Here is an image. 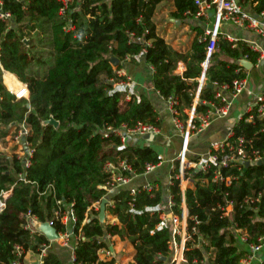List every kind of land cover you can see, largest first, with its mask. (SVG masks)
I'll return each mask as SVG.
<instances>
[{"label":"trees","instance_id":"16d2710c","mask_svg":"<svg viewBox=\"0 0 264 264\" xmlns=\"http://www.w3.org/2000/svg\"><path fill=\"white\" fill-rule=\"evenodd\" d=\"M0 1L2 11L11 16L6 22L0 20V138L24 124L29 130L27 142L33 149L26 169L16 155L0 153V191L10 190L0 214V264L16 259L15 246L22 248L23 258L28 252L38 254L42 245H48L43 235L23 228L25 215L29 212L37 221L49 222L56 200L72 205L74 264H95L97 251L107 248L106 237L112 236L132 245L134 264L169 262L172 226L157 229L161 213L147 211L162 201L156 184L150 192L137 188L133 197L127 187L107 196L104 189L110 188L105 163L125 161L139 176L145 164L161 162L158 154L150 147L122 148L119 137H103L101 132L123 125L133 128L138 123L160 129L159 116L149 99L133 95L126 101L125 93L113 91V85L124 80L117 75L123 63L140 54L153 69L150 83L154 90L164 100L172 98L179 117L187 120L186 111L193 108L209 42L204 31L195 27L188 51L174 50L156 34L153 22L156 7L164 0H72L64 16L59 13V0ZM194 1L173 0L172 17L182 21L184 13L193 15L197 10ZM239 1L255 13L264 7V0ZM67 23L72 30H65ZM138 38L142 43L137 42ZM220 55L231 62L221 60ZM244 57L253 66L259 60V54L242 41L232 44L218 37L216 54L206 70L207 84L231 85L236 79H246V71L237 63ZM112 58L118 61L116 66ZM179 63L185 68L182 75L176 74ZM1 68L11 73H6L3 80ZM9 76L26 85L28 100H16L6 90L4 85L14 89ZM206 85L194 106L196 114L206 113L210 104L221 105L215 89ZM251 115L250 122L246 121L249 115H245L232 125L230 140L242 137L262 153L264 131L255 113ZM50 117L58 122L57 129L43 126ZM214 170L195 173L193 187L185 191L184 264H239L247 251L239 249L236 230L247 236L249 244L264 237V201L253 209L243 204L246 197L264 190V163L217 170L221 177L232 178L229 185L212 181ZM22 173L26 182L19 180ZM169 189L175 204L172 212L181 221L178 181L173 180ZM104 197L112 203L106 208L107 214L118 224L102 228L97 219L99 210L93 206L98 207ZM230 202L232 212L224 217L221 208ZM53 227L57 232L67 231L57 221ZM174 238L179 243V236ZM41 264L63 263L47 250Z\"/></svg>","mask_w":264,"mask_h":264},{"label":"built area","instance_id":"2783aa9c","mask_svg":"<svg viewBox=\"0 0 264 264\" xmlns=\"http://www.w3.org/2000/svg\"><path fill=\"white\" fill-rule=\"evenodd\" d=\"M17 2H23V0H16ZM61 4L60 15L64 16L67 12H69L70 4L72 0H59ZM194 4L196 6V12L191 15L190 12L184 13V17L186 18H194L200 21H206L210 17L212 20L210 28L204 30V35L208 38V46L206 47V55L205 60L201 65V75L197 79V88L195 91V99L193 103V108L190 109L189 112L186 111L187 120L183 121L174 106L176 102L172 98H168L166 101L168 105V111L171 115L172 125L176 134L180 138V147L176 157L171 162V169L174 171V175L169 177V185H173V180L178 181L180 195H181V221L177 216H175L172 212V208L175 204L172 201V197L170 196L169 201L167 203L168 206V214H164L160 209L159 205L154 208H149L147 211L149 212H160V222L157 225V229H162L172 226V235L173 238L171 240L172 256L171 260L167 264H184L183 258V250H184V242L186 241L185 235V191L187 189V185L189 183H193V175L195 173H206L210 168H214V177L212 181H220L224 182L226 185H229L232 178H223L219 175L217 170L222 168H232V167H242L245 164L250 166L257 165L258 163H264V152H259L254 150L251 142L246 141L242 137L236 138L234 141L230 140L232 137L231 130L227 133L225 140L211 144L206 154L200 156L197 161H190L187 159L188 153V145L189 141L193 136H196L202 133L211 122L216 119H223L229 116L230 107L232 101L237 98L247 87L246 79H236L232 82L231 85H213V89H215V98L218 99L221 105H213L210 104V109L203 114H196L194 111V106L198 103V95L201 89L207 84L206 78V70L209 67L211 62L212 55L216 54V41L218 37H221L223 40H226L232 44L236 43L237 40L228 33L225 29L227 27L235 28L240 31H249L253 35H255L258 39L264 42V7L258 11L257 13L251 14L246 11L244 6L240 3L239 0H195ZM2 2L0 1V20L8 21L11 19V16L7 12H3L1 9ZM65 30H72L70 23H67ZM201 39V38H199ZM138 43H142L141 39H137ZM250 50L259 54V59L264 58V50H261L256 44L245 43ZM146 45H149V42H146ZM234 47V45H233ZM144 53V51L142 52ZM129 59H126L128 61ZM239 61H247L245 57L240 59ZM237 61V63L239 62ZM239 64V63H238ZM240 65V64H239ZM241 66V65H240ZM242 67V66H241ZM243 68V67H242ZM2 69V68H1ZM152 69V68H151ZM244 69V68H243ZM3 70V69H2ZM153 72V69H152ZM119 77L123 78L121 70L117 72ZM19 85L25 90L21 91V89L16 92L14 89L6 90L16 99L28 100L29 92L22 82L19 81ZM113 91L125 93V100H130L132 94V85L129 81L124 78L120 82L113 85ZM251 113H255L257 118L261 123V130L264 131V86L262 87L261 92L258 94L256 99H254L252 104H249L245 107L244 113L239 117L238 120L242 119L245 115H249L246 121L250 122L252 120ZM29 134L28 127L24 124H19L17 128H14L13 132L10 134L9 139L16 143L19 147V152L14 153L12 155H16L18 159L22 161V166L24 169L30 166V159L33 154V149L29 142H27V136ZM103 137H107L108 134H113L120 138L121 147L126 146V139L129 137H152L160 134V129L154 127L152 125L138 123L133 128H128L123 125L119 129L106 128L101 132ZM1 151V150H0ZM11 155V156H12ZM161 163V162H160ZM159 163V164H160ZM153 165L151 163H147L144 166L143 174L148 175L154 171V169L159 165ZM104 170L110 174V188L104 187L107 194H110L114 189L122 188L127 186L130 182L131 177L137 176L131 166L127 164L125 161L119 162L117 165L112 163H105ZM19 180L25 181V173L19 174ZM206 181H202L205 183ZM155 186V185H154ZM152 185H146L141 187L143 190L150 192L152 190ZM157 188V186H155ZM138 192L137 189H130V195L133 197ZM10 194V190L8 191H0V214L5 209V202ZM103 199H107L104 197ZM262 201H264V190L260 191L254 196L246 197L243 201L244 206H248L249 209L257 208V205ZM56 209L53 211L52 220L48 223L53 226V222H60L67 231L65 232H57L58 239L55 242H59L62 245H67L68 239L73 236L72 229L75 224V216L72 210V205H63L62 201H55ZM112 203L107 199V207H111ZM95 210H98L99 206H93ZM220 208V207H218ZM223 211L222 215L224 217L229 216L232 212V203H228L225 208H221ZM131 213H136L134 210L130 211ZM195 220V219H194ZM34 222H38L35 217H33L29 212L25 215V223L24 229L29 230L32 233H38L33 229ZM197 224V222H196ZM180 226V228H179ZM182 226V228H181ZM195 232L194 229H192ZM236 233L239 235V241L242 244L247 246V253L245 257L240 260L239 264H251L256 260V256L258 253L262 251L264 248V237H260L257 239L256 244H249L247 241V236L242 233L241 230H236ZM182 241L177 243L175 241L174 236L181 237ZM75 238V237H74ZM108 237H106L107 240ZM184 238V239H183ZM84 238H82L83 240ZM180 239V238H179ZM54 241H48V245H42L39 253L37 254L39 258V263L41 264L42 258L45 255L47 249L50 247V244ZM16 259H14L9 264H23V250L19 246H15L14 248ZM72 261L74 264V255L72 257ZM195 263V262H194ZM95 264H132L130 262H120L116 260L113 256V253L108 244L107 248H102L97 251V261ZM262 264V263H261Z\"/></svg>","mask_w":264,"mask_h":264},{"label":"crops","instance_id":"0c3cea01","mask_svg":"<svg viewBox=\"0 0 264 264\" xmlns=\"http://www.w3.org/2000/svg\"><path fill=\"white\" fill-rule=\"evenodd\" d=\"M166 1L169 0H164L156 7V10L153 15V22L156 27V34L160 38H162L168 45H170L174 50L179 52H186L190 49L191 43L195 38V27H200L203 31L209 29L212 20L210 19V17L206 19V21H200L198 19L186 17L182 21L176 20L172 17V13L175 11V9L173 5V0H170V18L167 19V25L165 24V27H163V30L165 31H163L161 29L162 25L157 23L156 18L158 11L163 6L162 4ZM244 8L251 14L255 13L248 5L244 6ZM154 19L156 20L154 21ZM189 29L191 33L189 32ZM225 29L237 41H242L243 43L256 44L261 50H264V42L258 39L251 32L240 31L231 27H227ZM220 59L231 62L230 59L223 55H220ZM252 68H256V70L259 71L260 78L263 81L262 86H264V58L259 59L257 65L253 66ZM184 69V65L179 63L176 70V74L182 75ZM245 71L246 73H248L247 70ZM6 73L11 74L7 71L2 70V80ZM121 73L123 75V78H126L129 83H131L133 93L132 95H134L136 98L144 96L149 99L152 106L154 107L155 112L158 114L159 120L161 122L160 134L152 136L154 137L153 139L152 137L146 138V136H135L132 139H126V146L152 148L158 154L161 163L154 169L152 173L148 175L143 174L131 177L130 182L125 187H127L128 189H137L139 187H143L149 184H156V186L158 187V189H160L162 193V201L159 207L164 214H168L169 208L167 206V203L171 196L169 189V177L173 171L171 169V162L178 153L181 141L172 125L171 115L168 111L169 108L166 101L162 99V97H160L158 92L154 90L150 83L152 69L150 66L146 65L142 54L136 56L134 59H129L128 61L123 63ZM247 78L248 77L246 76V81ZM16 80L19 81L18 79ZM4 87L6 88L5 85ZM255 92L256 89L253 86L250 87L248 82L246 89L232 101L230 107L231 111L229 112L228 117L214 120L202 133L193 136L190 139L188 145L187 159L190 161H197L200 156L206 154L211 144L225 140L227 133L230 131L232 125L236 123L239 117L244 113L245 107L253 103ZM13 130L14 129L10 130L5 138H0V153L3 155L11 156L12 154L19 152V147L16 145V143L9 139V136L13 132ZM193 184L194 181L193 183H189V185H187V188H192ZM34 223L36 224L37 222ZM107 224H118V221L115 217L109 216L106 212L105 225ZM39 234L43 235L42 233ZM179 238L181 242L182 235ZM107 243L109 244L113 256L116 260L122 263L130 262L134 264V249L127 240H120L118 236H112L107 238ZM75 246L76 238L71 237L68 239L67 245L64 246L59 242L54 241L50 244V247L47 250H50L52 253H54L63 264H73L72 257ZM239 249L247 251V246L241 243ZM263 261L264 248L260 253L257 254L256 260L251 264H261L263 263ZM38 263L39 258L37 254L28 252L24 255L23 264ZM167 263L169 262H166L164 264Z\"/></svg>","mask_w":264,"mask_h":264},{"label":"water","instance_id":"95a60500","mask_svg":"<svg viewBox=\"0 0 264 264\" xmlns=\"http://www.w3.org/2000/svg\"><path fill=\"white\" fill-rule=\"evenodd\" d=\"M26 42L27 41L25 40V43ZM111 63L113 66H116L118 61L115 60L114 58H112ZM238 63L247 71L251 70L253 67V65L247 61H239ZM206 86L210 89H213L212 84H207ZM27 108H29V105H27ZM42 124H43V126H46V125L52 126L54 129H57L59 127L58 122L56 120H54V118H52V117H50L47 121L43 122ZM146 138H148V137L146 136ZM257 165H260V163H258ZM245 166H249V165L245 164ZM106 205H107V199H102L100 204H99V207H98L99 213H98L97 219H98L100 226L102 228L105 227ZM34 229L37 232L42 233L47 241H56L58 239L56 229L53 226H51L48 222L42 223V222L38 221L36 224H34Z\"/></svg>","mask_w":264,"mask_h":264},{"label":"rangeland","instance_id":"374dc122","mask_svg":"<svg viewBox=\"0 0 264 264\" xmlns=\"http://www.w3.org/2000/svg\"><path fill=\"white\" fill-rule=\"evenodd\" d=\"M170 0L164 2L162 5V7L160 8V10L157 13V20L154 19V21L156 20L158 24L162 25V30L164 29L163 27H165V24L167 25V19L170 18L169 17V11L171 9V5H170ZM165 31V30H163ZM189 32L191 33L190 29ZM247 78V84L249 82L250 87H254L256 89L255 95H254V99H256V97L258 96V94L261 92L262 90V83L263 81L260 78V74L259 71L256 70V68H252L251 70L248 71V73H246ZM10 77V76H9ZM3 84V83H2ZM21 89V91H24L23 88H19V90ZM133 137H129V139H132ZM154 137H152L153 139ZM149 143V142H148ZM10 157V156H7Z\"/></svg>","mask_w":264,"mask_h":264},{"label":"bare ground","instance_id":"6f19581e","mask_svg":"<svg viewBox=\"0 0 264 264\" xmlns=\"http://www.w3.org/2000/svg\"><path fill=\"white\" fill-rule=\"evenodd\" d=\"M9 79L12 86L16 88L15 90H18L20 88V85H19V81L16 80L17 78H15L14 76H10Z\"/></svg>","mask_w":264,"mask_h":264}]
</instances>
